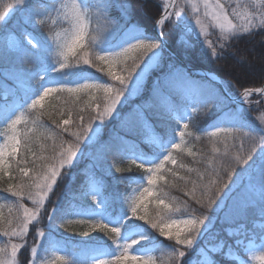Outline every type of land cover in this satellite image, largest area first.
I'll use <instances>...</instances> for the list:
<instances>
[{"label":"snow or ice","instance_id":"6c2138e0","mask_svg":"<svg viewBox=\"0 0 264 264\" xmlns=\"http://www.w3.org/2000/svg\"><path fill=\"white\" fill-rule=\"evenodd\" d=\"M91 6L89 0H71L70 5L68 3L58 4L57 0H47L43 8L40 7V0H0V25H7L8 21L17 14L20 16V20L16 23V27L20 29L19 37L15 35L14 29L0 27V32L9 33L6 46L0 47V60L14 54L17 58L43 70L44 76L41 79L46 81L41 84L43 91L33 93L35 98L31 99L30 103L25 100L22 103L6 104L0 107V123H7L6 135H8V142L0 146V173L8 176L9 179H15L12 175L14 162L21 176L25 178L20 183H9L6 188L0 190V195L6 193L5 199L15 198V201L19 203V208L22 209V215L10 219L7 229L2 232L3 236L9 237V242L0 247V264H17V254L25 248V243H13L11 239L26 241L30 227L36 228L43 212H47L48 215V228L55 230L58 202H51L53 204L51 211L47 210L45 204L49 193H52L57 186L62 170L72 166L78 154H82V144L91 146L93 143H100L99 137L102 129L107 126V122L118 119L120 109L129 104L133 97L142 94V81L146 76L151 79L154 74L152 87L148 90L150 96L158 89L162 90L173 82L189 84L193 81V75L187 65L173 61L163 63L162 52L165 46L163 26L170 16L167 5L164 15L153 21L155 34L149 35L141 30L138 21L134 18V0H99L96 10L103 16L108 30L103 37L92 36L89 39ZM203 6L205 16L211 17L214 26L222 33L221 49L228 47L227 42L236 37L241 27L245 32L252 28L264 27V6L253 11H248L245 7L242 12H237L233 8L231 13L228 11L229 6L221 3L220 0H215V2L204 0ZM113 8L117 10L115 16L111 12ZM192 11L194 13L197 11L195 4L192 5ZM233 14L242 21L240 25L233 23L230 19V15ZM175 15L179 17L180 12L177 11ZM60 17L70 21L72 25L70 33L65 32L62 35L56 32L54 37L50 35L48 39L40 40L29 30L46 26L48 20H51L54 25ZM256 21L259 23L257 24ZM196 23L201 25V33H204L205 29L199 18ZM121 29L137 33V38L123 43L118 48L105 46L106 38ZM49 40L54 42L56 55L59 57L55 64L48 63ZM209 47L213 45L209 43ZM215 55L216 51L213 47V56ZM90 69L104 73L108 79L95 78L89 71ZM53 93L57 94L58 99L62 94H67L73 104L79 103L82 98L81 94L88 97L85 102L86 107L80 108L78 112L80 132L70 133L69 131V126L75 123L72 108L67 110L69 119L56 120L53 118V113H48L51 123L47 125L41 119L45 115L43 111L35 118L31 116L28 110L36 109L46 96ZM254 94L264 96V87L244 88L238 97L214 90L206 91L199 87H193L190 90L189 102L195 101L202 109L209 112L214 108L217 111L226 110L223 117L217 118V123L213 125L214 130L207 133L209 138L219 141L223 134L224 142L229 139L235 141L237 137L233 133L247 128L243 139L251 141L247 153L235 157V164H229L227 171L221 173L219 169H212L207 173L209 176L215 175V179L204 183L205 175H199V191L204 199L196 198L195 185L191 193L184 192L185 196L193 199L196 205L204 209L199 216L192 215L184 219H174V217L185 215L189 207L188 201L169 199V193L164 190L167 187L176 189V181H185L184 176L180 175L176 169L168 168L167 164L177 165L178 162L173 156L174 150L180 153L185 151V147H182L184 137L192 134L185 132V129L189 127L188 123H184L178 129L180 142L176 141L175 136H170L167 140L163 137L150 138L152 146L158 149L152 153L150 158L139 145L130 143L123 137L119 138V144L114 148L108 142L101 145L112 152L113 158L116 156H120L121 159L129 158L121 153L131 151L130 158L145 172L147 186L139 190V196L132 200L126 208L121 206L119 211H110L111 205L102 196L99 188L93 185L92 199L95 208L74 210L73 214L93 221L91 227L103 232L115 246V249L110 251H105L103 248L93 249V254L88 258V264H154L151 256L134 254L137 249L133 248L134 245H138L140 249H144L142 242L153 239L149 229L158 230L160 237L174 241L175 245L190 248L197 235H203L204 229L208 226L206 220H210L211 217L206 213L209 211L219 213L225 209H228L229 213L246 210L245 205H238L233 200L234 190L245 188L250 193H256L258 190L260 200L264 201V127H248L245 119L247 109L243 104L244 101L250 103V98ZM67 103L66 100L65 104ZM25 104L27 109H25ZM230 104H235L236 108H230ZM145 106L151 107V105H135L129 117L144 123L146 117L143 109ZM188 106L189 104L185 103L182 106L183 111L179 104L174 108V111L178 113V120L190 117L187 111ZM85 112H88L87 117L84 116ZM60 114L61 116L65 114L63 107L60 109ZM229 114H231L230 118L225 119ZM127 119L128 117L125 118ZM29 121L32 127H28L27 132L21 135L17 131V125L24 123L27 127ZM225 123L227 126H221ZM48 129H52L57 138L67 133L74 136L75 140L67 143L61 140L59 151L54 144L52 146L53 155L38 157L39 165L33 161L34 167L31 173L27 168L19 167L25 161L17 159L18 150L31 152L32 136L40 131L37 139H47ZM214 151L217 150L214 149ZM187 154L192 157L197 155L191 149H187ZM223 155L228 156L227 148ZM179 167L182 169L184 165L180 164ZM116 171L120 172L121 169L117 168ZM188 171L191 172L193 169H188ZM168 176L172 177L171 181L168 180ZM223 176L228 177L227 182ZM33 189L36 191L34 192ZM148 197H153L158 207L155 218L149 217L143 210ZM205 199L207 207H205ZM24 200H30L34 207H26ZM230 201H232L231 204ZM261 210L264 211V204ZM101 214L114 218L101 219ZM141 221L143 223H140ZM35 235L37 238H43L45 232L37 230ZM84 235L88 233L85 232ZM35 243L39 246L40 239H37ZM177 251L180 257L185 255L184 251H179V249ZM211 251L215 252L216 249ZM247 251L249 260L244 264H250L251 261L264 264V245L248 247ZM31 254L36 259L29 261V264H40L36 246L31 248ZM63 258L59 257V259ZM72 264H81V262L73 259ZM209 264H213V261L209 260Z\"/></svg>","mask_w":264,"mask_h":264},{"label":"trees","instance_id":"16d2710c","mask_svg":"<svg viewBox=\"0 0 264 264\" xmlns=\"http://www.w3.org/2000/svg\"><path fill=\"white\" fill-rule=\"evenodd\" d=\"M93 6H91L90 9V20H89V32H88V38L90 39L92 36H98L102 37L104 33L107 31L108 25L106 24L104 18L102 15H100L96 10V5L98 4L99 0H89ZM180 3L179 6H181L182 2L181 0H178ZM42 6L41 8H43ZM135 9L141 14L142 19L144 22L153 21L154 19H157L160 15V9L158 4H156L153 1L147 0L144 3V6L137 5V8ZM115 8L111 10L112 15L113 11L115 12ZM116 14V12H115ZM135 14V11H134ZM179 18L172 17L171 19L167 20L164 27V39L168 42L169 46L172 48V50L180 56L182 60L188 61L189 59H186L187 52L184 49L181 44L178 43L180 40V33L181 28H189L191 29V26H187L183 24L182 21L177 20ZM20 20V16L17 14L13 16L7 23V25H0V27L14 29L15 35L20 36V29L16 27V23ZM138 21V20H136ZM141 30L147 32V34H151V31L148 29V26H145L142 21H138ZM33 35L40 40L48 39V37L51 35H54V29L51 27L50 21L48 20V23L46 26L42 28H37L36 30H32ZM121 31H124L121 29ZM119 33V30H118ZM131 36H137V33L128 32ZM9 33L7 32H0V47H4L7 44V40ZM110 36V35H109ZM22 38V37H21ZM182 39V38H181ZM114 40V38H113ZM126 40H123L121 43H124ZM114 43V41H113ZM228 47L221 49L220 44L218 46V50L221 55H219V59L217 60V64L215 66L216 69L220 71L222 75V79L224 81V84L231 82L235 86L237 85L239 89L242 88H249L251 87H258L260 84L264 82V28H261L259 30H256L249 34H243V35H236V37L230 41L227 42ZM50 49L48 51V63L52 64L54 62L53 58V51H54V42L52 40H49ZM31 47V46H27ZM196 47H201V44H198ZM204 47V46H203ZM199 50V49H198ZM202 51V49H200ZM11 51V50H10ZM178 56V57H179ZM197 60V59H196ZM194 66V68H202L209 69V66L206 67L204 64H198L197 61L191 62ZM219 66L221 68H219ZM214 69V70H216ZM216 70V71H217ZM94 77L103 76L104 78H107V76L104 73L96 72L95 69L89 70ZM217 71V72H218ZM250 71L251 73H248ZM219 73V72H218ZM219 73V74H220ZM220 75V76H221ZM252 75H256L258 79H253L254 77ZM44 76L43 70L37 68V66L30 64L23 59L17 58L14 54L8 56L6 59L0 60V107L6 105V104H13V103H22L25 100L28 101V97L30 95H33V93H36L37 88L42 84V77ZM154 77V75L152 76ZM152 79V78H151ZM147 79V85L142 91V94L144 93L147 104L145 105H151V107H144V115L146 117L144 121L145 123H149L151 127V133H146L144 130H142L143 123L138 122L137 120L129 117V113L132 111L133 105H138L140 102L145 100H135V104L132 102V106H127L122 109L120 116L118 119L113 120L112 122H109L104 129L101 131L100 135V142L104 144L105 142H108L113 148L119 144V138L123 137L125 140H127L130 143L137 144L140 146L142 150H144L148 156L150 157L152 153L154 152L153 146L150 147L146 142H144L145 137H149L150 134L154 137H163L164 140H167L170 136H175L173 133V130L175 127L180 126V121L174 120L169 112V109H172L173 107L176 108L177 104H179L181 107V100L185 95H187V91L191 90L193 87H200L197 82L199 79L196 77H193V81L189 84H185L182 82H173L169 84L167 87H164L162 90L158 89L155 94L149 95V91L152 87V80ZM199 83V82H198ZM232 85V84H231ZM214 91H218V89L210 84H208ZM227 92L231 95L233 87L230 85L226 88ZM6 93L7 97L6 99H1V94ZM159 95V96H158ZM81 99L79 103L73 104L71 100L68 99L67 94H62L59 99L57 98V94H53L50 98H48L41 107L36 108L34 110H28L33 118L37 117L41 111L45 113V115L41 118L42 122L47 125L51 123V120L49 119L48 113H53V118L56 120L60 119H69V116L67 115L68 108H72V117L75 120V123H72L69 126L70 133L74 132L75 129H79V116L78 112L80 108L86 107V101L88 100L87 96H84L81 94ZM68 101L67 104H65V101ZM25 107L27 105L25 104ZM63 107L64 115L61 116L60 109ZM230 108H236L235 105L230 104ZM249 108V107H248ZM156 110V111H154ZM213 114L212 117L209 115ZM88 112L84 113V116L87 117ZM231 116V115H229ZM264 116V106H258L256 108H249L245 112V119L247 121L248 127L251 128H259L263 127L262 123V117ZM128 117L127 120L125 118ZM222 117L220 114H218V111L214 108L210 112L199 108L197 115L193 117L191 120H189L188 129H185V132H191L192 134L186 135L184 137V143L182 144V147H185V151L183 153L173 151V156L177 160V165L167 164L168 168H174L176 169L180 175L185 177V181H176L177 188L173 189L171 187H167L164 190L169 193V199L176 198L180 200L181 202L185 200H190L193 203H189V207L185 213L184 216L180 217H174L175 218H188L189 216L196 215L199 216L201 213L204 212L203 208H200L199 205H196L193 199H190L189 197L184 195V192L191 193L194 185L197 189L195 195L196 198H201V192L199 191L200 187V181H199V175L204 174L205 179L204 183H207L210 179H215V175L209 176L207 173L211 171L212 169H219L221 173L228 170L229 164L234 165L235 159L232 157L233 154L236 152L237 154H245L247 153L249 147L251 146L250 140H244L243 142V135L244 132L247 131V128L241 129L237 132H234L233 135L237 137L235 141L229 139L227 142H224L222 139L223 134H221V139L219 141H215L212 138H209L207 135L208 132L213 131L214 127L213 125L217 123V118ZM1 125V123H0ZM117 126H122V130L117 131ZM223 126H227L225 123ZM28 127H32L31 122L29 121L27 127L23 123L21 125V135L27 132ZM78 127V128H77ZM117 127V128H116ZM41 131H43L41 129ZM32 135V134H29ZM40 135V131H37L35 135L32 136V140L30 143L31 152L24 150L23 152H20L18 150L17 159H21L25 161L24 163H21L19 167H25L27 168L30 173L33 170V161L36 162L37 165L40 164V160L38 157L45 156V157H51L53 155L52 152V146L55 144L57 151H59V145L61 143V140L65 141L66 143L70 141L71 135L64 134L62 137L57 138L55 133L52 129H48L46 132L47 139H37V137ZM0 137H1V131H0ZM176 137V136H175ZM100 144V145H102ZM234 145V146H233ZM105 154L104 156H107L104 158V166L111 164V169L116 170L117 168H120V166H123V163H127L128 160L121 159L120 156H116L113 158L112 152L107 147H102ZM228 150V156L225 157L223 154L225 150ZM187 149H191L192 151L196 152L197 155L195 157L189 156L187 154ZM216 149L217 151H214ZM241 149V150H240ZM258 150V149H257ZM131 151H128L127 153H121V155H128ZM234 154L235 157L238 155ZM79 161L76 168H74L73 172H77L75 175V178L69 183L64 178V174L61 176L63 179H59L57 182L56 190L52 192V195L50 196L51 199L49 202V209L48 211L52 210L53 204L51 202L57 201V211H56V231H58L60 234L61 231H63L61 228L68 227L66 231H63L64 233H68V237L70 239H76L78 237L87 236L85 239V242L92 243V242H101L110 245V239L108 236H106L103 232H100L98 230H91L88 231V235H83L85 225L83 224H75L78 220H75L73 223L75 226L72 227L71 225L67 223H63L64 221L68 222L69 220H72L74 210L73 204L75 201H82L86 200V197L78 195V192H82L84 190V187L86 185V181L88 180V176L90 175L91 171L89 172L87 170L86 164H89L91 161L88 159H85V161ZM180 164H183L184 167L181 169L179 167ZM221 164L223 165L221 167ZM188 169H193V171L189 172ZM72 172V173H73ZM73 173V174H74ZM109 174V173H108ZM112 174V173H111ZM109 174V178L107 179V183L105 186L106 194L109 192L110 197L117 200V197H120L121 194H127L130 189L138 187L140 184L141 178L144 176L145 172L144 170H139L137 167H127L125 169H122L120 172L115 173L114 175ZM12 175L15 177V179H9L8 176L2 175L0 177V190H3L8 186L9 183L16 184L20 183L25 178L21 176L19 172V168L16 167L15 163L13 162V169H12ZM67 175V174H65ZM68 177L70 175H67ZM72 177V176H71ZM223 179L225 182L228 181L227 176H223ZM69 180V178H68ZM168 180L171 181L172 177L168 176ZM78 193V194H77ZM234 199L240 200L242 196L239 195V193L234 194ZM75 197V198H74ZM74 199V200H73ZM77 203V202H76ZM205 207H207L206 199L204 200ZM146 207L143 209L147 212L149 217L155 218L156 212L158 211V207L156 203L154 202L153 197H148L145 201ZM262 204H264V201H261L260 198H257L256 202L252 206H247L246 210L244 212H237L232 211L229 213V211H222L219 212L218 215L216 213H211L210 211L206 213V215H210L211 218H214L212 223V228L209 230V232L205 231L203 235L211 234L212 236H215V233L222 232V230L227 227H234L237 223H242L249 225L250 220L252 219H264V211H262ZM116 209L115 211H119L120 207L123 206L121 202L115 201ZM47 214V212H46ZM48 216V215H47ZM8 216L3 217V219H0V230L4 227H6V224L8 222ZM48 217L43 218V220H47ZM68 220V221H67ZM83 220V219H81ZM64 224L63 226L61 224ZM140 223H143L142 221ZM45 224V223H43ZM3 228V229H4ZM3 229L0 231V237H3L2 232ZM153 239H149L148 243L143 244L145 247L153 248L152 253V259L154 261V264H187L188 260V254L192 252L189 249H187L184 246L176 245L177 248H179L180 251H184L185 255L182 257L181 260H178L177 257L171 253V251L168 250V247L171 248L173 245H175L174 241L165 240L163 241V237L159 236L158 230H151ZM66 233V234H67ZM201 235V236H203ZM219 239L222 238L221 235H218ZM200 235H197L195 243H199ZM205 238V237H204ZM223 238L224 235H223ZM1 239V238H0ZM156 239L158 242H156ZM26 246L30 243V240L27 239ZM87 240V241H86ZM85 245H90V244ZM172 243V245L169 246V244ZM112 246V245H110ZM198 246V245H196ZM87 247V246H86ZM140 249V248H139ZM196 248H194L195 250ZM92 248L88 250L87 253L91 252ZM71 255H69L70 257ZM17 258H19L18 263L19 264H29L30 256L29 252H27L26 249H23L20 253L17 254ZM73 259H76L81 262V264H87V258L85 255L81 254L80 257L70 258L67 260L66 264H72ZM85 259V260H84ZM217 261L220 262V264H234L232 262L227 261H220V258H216ZM61 264H65V262H62Z\"/></svg>","mask_w":264,"mask_h":264},{"label":"rangeland","instance_id":"374dc122","mask_svg":"<svg viewBox=\"0 0 264 264\" xmlns=\"http://www.w3.org/2000/svg\"><path fill=\"white\" fill-rule=\"evenodd\" d=\"M146 1L147 0H134L135 7L137 8V5L144 6V3ZM151 1L155 2L159 6L161 13L158 16V18L162 16V13H164L165 4L168 3L169 4L168 13H170V16L167 20L171 19L172 17H176V18H179L177 20L181 19L180 21H182L183 24H185L187 26L188 25L191 26V29L183 28V27L181 28L180 33H182V34L180 35V38H179L180 40L178 41L179 44L183 43V44H181V46H183L184 47L183 50H185L187 52L185 58L189 59V60L188 61L182 60L180 58V56L172 50V48L169 46L166 39H164L165 42L168 44V47L173 51V53L175 54L176 57L174 58L173 56H171V54H169L164 48V50L162 52L163 63L166 64L170 61H173L176 63H182L184 65H187L188 68L205 72L208 76H210L209 78H211V79L213 78L215 80V79L220 78L219 80H221L222 87L225 90V92L228 95H230L226 89L230 85V87L231 86L233 87L230 96L238 97L244 88L239 89L237 85L235 86L231 82L224 84V81L221 78L222 75H221L220 71H218L216 69L217 67L215 66V64H217V60L220 57L219 55H221L220 52L217 50H218L219 44L222 43V40H221L222 33H221L219 28H216L214 26V22L212 21L211 17L205 16V14H204L205 10H204V6H203L204 0H181V2H182L181 6H179L180 3L178 2V0H174V2H173V0H168V2H167V0H151ZM57 2H58V4H63V3H68L69 5L71 4V0H57ZM211 2H215V0H211ZM220 2L225 3L229 6V8H228L229 13L232 12L233 8H235L237 12H242L245 10V7L247 8L248 11H253L256 9H260L262 6H264V0H220ZM41 3H42V0H40V7L43 6ZM90 4L92 5L91 2H90ZM193 4H195L197 6V11L195 13L192 11V5ZM237 6H239V7H237ZM116 11L117 10H115V12ZM177 11L180 12L179 17H177L175 15V13ZM115 12L113 11V16L116 15ZM134 18H135V20L142 21V23H144L145 26H148V29L151 31L150 33H152V35H154L153 34L154 33L153 32V21L154 20L149 21V22H144L141 14L136 9H135ZM197 18H199L201 20V24L203 25V27L205 29L204 33H201V25H197V23H196ZM230 19H232L233 23H235L237 25H240L242 23V21L239 20L234 14L230 15ZM256 23L258 24L259 21H256ZM50 24L52 25L53 29L55 30L54 36H55L56 32H60L63 35L65 32L70 33L72 30V25H71L70 21H66L62 17L57 18L56 23L54 25L52 24V21H50ZM261 28H264V27L252 28L250 31L245 32L243 27H241L238 30V32L236 33V35L249 34V33H252V32L259 30ZM107 30H108V27H107ZM120 32H121V30H119V33ZM119 33H118V31L111 33L110 36H108L106 38L105 46H112L113 38L115 36H117ZM105 34L106 33H104L102 35V37ZM209 43H211L213 45V47L215 48V51H216L215 56H213V47H209ZM198 44H201L202 48L196 47ZM116 48H118V47H116ZM200 49H202V51ZM56 51L57 50H56V47L54 44V51H53L54 62H53V64H55L56 61L59 59V57L56 55ZM192 59H193V61H197V63L200 65L204 64L205 67L208 65L209 69L202 68V65H201V68H194L193 64L191 63ZM73 63H74V61H73ZM219 68H221V67L219 66ZM214 69H216L220 74ZM150 72H153V70H150ZM248 73H251V72L248 71ZM252 76L254 77L253 79H258V77H256V75L255 76L252 75ZM107 79L108 78H106V80ZM147 79H150V78L148 76H146L145 80L142 81L141 91H143L144 88L146 87ZM153 79H154V77H152L151 80H153ZM195 82H197V84H199V86H200L199 88H201L203 90H206V91L212 90V88L210 86H208L209 83L207 82L205 84L204 80H198ZM258 87H264V82L262 84H260ZM249 88H257V87H251L250 86ZM42 91H43V88L40 87L38 92H42ZM53 94L46 96L44 98V100L41 102V105H38L37 108L41 107L42 104L48 98H50ZM100 95L102 96V93ZM144 95L145 94L143 93V94H138L137 96L133 97L131 102L129 104L125 105L123 108H125L127 106H132L133 104H135V100H145L143 102L141 101L140 104H138V105L147 104V100H146V98H144L145 97ZM33 98H35V96L31 97V99H33ZM189 98H190V90H188L187 95H185V101H183V99L181 100V104H182V106L185 103L189 104L187 111L190 113V116H192L194 114V112H196L197 109L199 108V105L195 101L189 102ZM31 99L29 100V103L31 102ZM132 102H133V104H132ZM243 104H244L245 109H249V108H253V107L256 108L257 106L259 108V106H264V96H259V95L254 94L250 98V103H249V101H244ZM134 106L135 105H133V107ZM123 108L120 109V113H121ZM193 109H195V111H193ZM154 111H156V110H154ZM225 111L226 110L218 111V114H220V116L223 117ZM171 115L173 117H175L176 112L172 111ZM229 115H231V114H229ZM229 115L225 119H229L230 118ZM209 116L212 117L213 114H210ZM187 118L188 117H186L184 120H182V125L184 123H186ZM261 119H262V123H263L262 126L264 127V116ZM108 123L109 122H107V124ZM22 124L23 123L17 125V131L19 133H21L20 127ZM223 125L224 124H222L221 126H223ZM117 127H116L117 131L122 130V126H117ZM146 127L147 126L145 125L144 128L146 129ZM0 131H1L0 146H3L4 144H6L8 142V135H6V133H7V123L6 122H4L3 126H1ZM78 132H79V129H75L74 132H72V133H78ZM174 134L176 136H178L176 138V141L180 142V137L178 135V129L176 131H174ZM74 140H75V137L71 135L70 141H74ZM99 140H100V138H99ZM243 142H244V139H243ZM100 144H102V143L101 142L99 144L93 143V144H91V146H85L84 144L81 145V148L83 149L82 154H78V157H77V159L74 160L72 166L66 167L64 170H62V175L64 174V178L66 179L67 182L70 183L75 178V176H76L75 174L77 172L74 173L73 170H74V168H76V166L78 165L80 160H81V163H83L82 161H85V159H88L91 161L89 164H86L87 168L90 166L93 167V169L98 168V167H104V163H103L104 158L107 156H104L105 152H104V150ZM157 151H158V149H157ZM234 154H237V153L235 152ZM234 154H233L234 157H232L233 159H235ZM237 155H239V154H237ZM128 157H129V158H127L128 160H132L130 158L131 155ZM132 165L135 167H138L137 164L133 162V163L126 164L124 168L131 167ZM105 169L108 171V173H112V175L117 173L116 170L112 171L111 165L106 166ZM119 169H121V168H119ZM65 174L70 175V176L68 177ZM2 175H3V173H0V177ZM5 178H6V176H5ZM68 178H69V180H68ZM59 179H63V178L60 177V178H58V180ZM141 182H142V183H140L141 185H138V187L130 189V191L127 194H121L119 199L115 200L114 198H111L109 195L106 196L104 191H103V188L98 184V182L93 180L90 182L89 188L86 191V197L89 200L87 203H89V205H91L92 208H95V204L93 203V199H92V189H93V185H95L101 191L102 196L111 205V208L109 209L110 211L116 209L115 201H117V202L120 201L121 204L123 205V207L126 208L131 203L132 200L136 199L139 196V190L142 189L143 187L147 186L146 185V175L144 176V181H141ZM54 189L56 190V187ZM33 191L35 192L36 190L33 189ZM237 192L239 193L240 196H242L240 198V200L234 199V196H235L234 194ZM6 195H7L6 193L3 195H0V219H3V217L8 216L7 219L9 221L10 219H13L17 216L22 215V209L19 208V203L15 201V198L5 199ZM51 195H52V193H49L48 200L46 201V204H45V207L47 209L50 208L49 207L50 204L48 201L51 199V197H50ZM257 198H259L258 190L256 193H250L245 188H240L239 190H234V193H233V200L238 205L242 204V205H245L246 207L252 206L256 202ZM188 201H189V203H193L190 200H188ZM23 203L25 204L26 207H29V208L34 207V205L31 203L30 200H24ZM229 203L231 204L232 201H230ZM77 209H79V208H77ZM224 211H229V210L225 209ZM218 214L219 213H216V215H218ZM45 217L47 218L48 216H47L46 212H43L42 216H41L40 223L36 225V228L30 227V232H29L28 236L26 237V241H28L27 239H29L30 243L27 246H26V241L22 242V241L15 239V238L11 239V242H13V243H25V248H23V249H26L27 252H29L30 261L33 259H36L31 254V248L34 246L37 247L38 259H39L40 264H61L62 262H65V264H66L68 259L79 257V256H81V253L85 256L87 255L88 250L83 246V244H82L83 242L81 244L80 243L77 244L76 242L70 241V243L74 244L76 247L78 246L79 250L72 253L71 256L68 257L67 251H66V246H67L66 240H68V233L66 232L67 233L66 234L63 232V231H66V229H68V227H66V229L61 228L63 230V231H61L62 234H60L58 231H56V229L53 231V230H51V228L50 229L48 228V223H49L48 219L43 220V218H45ZM73 217L74 218L72 220H69V221L67 220L68 222L64 221L63 223H67V224L71 225L72 227H74L75 225L73 223L75 222V220L79 219V221H77L75 224H83L86 226L85 229L83 230L84 231L83 233L88 232V231L90 232L91 230H93V228L91 227V223L93 221H89L87 217L78 216L75 214H73ZM108 218H111V217L101 214V219H108ZM81 219H83V220H81ZM96 219H98V217ZM213 220H214V218H211L210 220H206V224L208 226L206 229H204V232L205 231L209 232V230L212 228ZM81 221H84V222L82 223ZM43 223H45V224H43ZM63 223L61 224L62 226L64 225ZM7 227H8V222L6 224V227L5 228L3 227V228L7 229ZM254 227L257 228L258 230L262 229L264 231V221L255 222L253 224V228ZM37 230L44 231L45 237L37 238L35 235ZM225 234L229 239H231L230 242H227L226 240L223 242V240H219L217 237H212L211 234L203 235V236L200 235L199 243L201 242V244L199 245L198 243L194 242L193 245L190 247L191 249L187 248L190 251L192 250V252L190 254H188L189 258L187 260V264H209V260H212L213 264H218V262L215 261V258H217V257L220 258V261H227V262L235 261L237 264H244L245 261L249 260V253L247 251L248 247L264 245V232L262 235L258 236L255 232H253L251 230H248V229L245 230L242 225H238L236 228H230V229L225 230ZM58 235L62 236V238H59ZM86 237L87 236H83V237H81V239H78V240L82 241V239L83 238L85 239ZM0 238H1L0 239V247H2L5 243L9 242V237L3 236ZM37 239H40V241H41L39 246L35 243ZM61 240H64V241H61ZM165 240H167L166 237H163L164 242H165ZM157 241L158 240L156 239V242ZM101 242H103V241H101ZM101 242L94 244L93 248L94 249L103 248L105 251H110L112 249H115V246L112 245L111 241H110L111 242L110 245H112V247H109L110 245L105 244V243H101ZM148 242H149V240L146 242H142V243L145 244ZM170 245H172V243H170L169 246ZM196 245H198V246H196ZM133 248L137 249V252L134 254H140V255L146 254V255L152 257V249L151 248L139 249L138 245H134ZM194 248H196V249L194 250ZM23 249H21V251ZM177 249H179V248H177L176 245H173V247H171L169 250L171 251V253H173L177 257L178 260H181L182 257L179 256V252L177 251ZM212 249H216V251L213 252V251H211ZM129 251L131 253L132 250L130 249ZM20 252H18V253H20ZM59 257H64V258L59 259ZM86 258H87L86 261L88 264V258L89 257L86 256ZM16 259H17V264H19L18 263L19 258H16ZM250 264H257V262L251 261Z\"/></svg>","mask_w":264,"mask_h":264},{"label":"water","instance_id":"95a60500","mask_svg":"<svg viewBox=\"0 0 264 264\" xmlns=\"http://www.w3.org/2000/svg\"><path fill=\"white\" fill-rule=\"evenodd\" d=\"M164 13H165V11H164ZM164 13H163V15H164ZM154 34H155V33H154ZM164 48H165V50H166L169 54H171V56L176 57L175 54L173 53V51L168 47V44H167L166 42H165V46H164ZM189 70L191 71V73H193V74H195V75H197V76H199V77H201V78H203V79H205V80L211 82L212 84H214L216 87H218V89H219L223 94H227V93L225 92V90L223 89L222 84H221V82H220L219 80H214V79L209 78L210 76H208V75H207L205 72H203V71H195V70H192V69H190V68H189Z\"/></svg>","mask_w":264,"mask_h":264},{"label":"bare ground","instance_id":"6f19581e","mask_svg":"<svg viewBox=\"0 0 264 264\" xmlns=\"http://www.w3.org/2000/svg\"><path fill=\"white\" fill-rule=\"evenodd\" d=\"M167 2H168V0H167ZM167 5H168V8H169V4L168 3H166Z\"/></svg>","mask_w":264,"mask_h":264}]
</instances>
